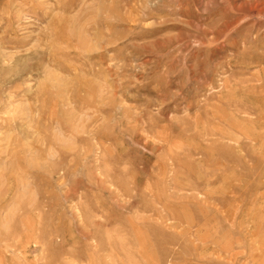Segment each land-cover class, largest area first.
I'll use <instances>...</instances> for the list:
<instances>
[{
	"label": "rangeland",
	"instance_id": "rangeland-1",
	"mask_svg": "<svg viewBox=\"0 0 264 264\" xmlns=\"http://www.w3.org/2000/svg\"><path fill=\"white\" fill-rule=\"evenodd\" d=\"M0 264H264V0H0Z\"/></svg>",
	"mask_w": 264,
	"mask_h": 264
}]
</instances>
